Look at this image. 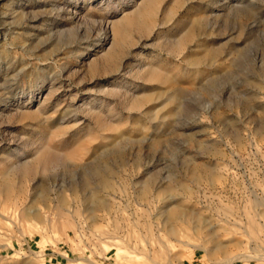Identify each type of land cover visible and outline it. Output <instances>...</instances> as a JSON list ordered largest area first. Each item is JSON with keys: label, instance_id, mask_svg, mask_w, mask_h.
Wrapping results in <instances>:
<instances>
[{"label": "rangeland", "instance_id": "374dc122", "mask_svg": "<svg viewBox=\"0 0 264 264\" xmlns=\"http://www.w3.org/2000/svg\"><path fill=\"white\" fill-rule=\"evenodd\" d=\"M262 69L264 0H0V264H264Z\"/></svg>", "mask_w": 264, "mask_h": 264}, {"label": "bare ground", "instance_id": "6f19581e", "mask_svg": "<svg viewBox=\"0 0 264 264\" xmlns=\"http://www.w3.org/2000/svg\"><path fill=\"white\" fill-rule=\"evenodd\" d=\"M236 12L237 14L239 13V12H242L243 10L242 9H235V10H233V12ZM131 20V18L130 19H128V18H125L124 19V21H123V23H121V24H123V25H125V23L127 24V23H130L129 21ZM121 24H119V25H117V24H113V25H111L110 26V30L109 31H107L106 30V32H105V36H104V38H103V40H102V42H96L95 43V48H101V47H103L104 45H105V42L106 41H108L109 40V38H107L106 36H107V34H109V32L111 33V32H115V31H117V27L118 26H120ZM139 25V29L141 30V31H143L144 32V30H146L147 28H148V25L145 23V22H143V21H140L139 23H138ZM128 25V24H127ZM126 27V26H125ZM233 32V31H232ZM112 33V34H113ZM118 33V32H117ZM64 44V43H63ZM95 48H88V52L86 53V55L91 51V50H94ZM240 55H243V51H239V56ZM111 56H112V51H111V53L109 52V53H107L106 55H105V58L106 59H109V58H111ZM114 57V56H113ZM262 75H264V69H262ZM180 94H181V91L180 90H175V91H173V92H171L170 94H168L167 95V97L165 98V101H172V102H174V101H176V99L180 96ZM260 129L262 130V131H264V125H262V126H260ZM187 160V162L186 163H188V164H191L192 163V161L191 160H189V159H186ZM187 164V165H188ZM21 167H18V169L17 170H19ZM113 169L111 168V166L110 165H108V164H106L105 163V165L104 166H100V165H96V167L95 168H93V170H92V172L91 173H89L90 175H88V174H86L83 178H82V181H81V184H79L80 186H78V187H80V188H82L81 190H86V192L88 193V198L91 200V201H93V202H95L97 205H99V206H101L100 204H102V202H101V200L100 199H98L97 197H96V194H97V189H102V190H105V189H109V188H111V182H110V176H111V174H113ZM197 178H198V176H197ZM95 180V183L93 182ZM93 183L95 184L94 186H93ZM175 183V184H174ZM165 184V182L163 181V180H161V181H159L158 182V186L156 187L157 189L158 188H160V187H162L163 185ZM174 184V185H173ZM179 186L178 188H181V189H183V190H186L187 188H186V186H184L182 183H179V182H177V181H170V182H168L164 187H162V191L161 192H163V193H165V192H170L171 191V189H174L175 187L174 186ZM145 191H146V186H144L143 188H142V194H145ZM166 200L165 201H167V203H168V205L169 206H171L172 205V203H176V207H172V208H170L169 210H167L166 212H165V217H164V219H165V221H167V222H171V221H173V220H175V219H178V218H181V216H183L184 214H183V211H181L179 208H177V205L179 204V203H181V201H173L174 199H173V197H166L165 198ZM98 206V207H99ZM186 216V215H185ZM186 217H188V216H186ZM198 220H199V222L201 223V224H203V225H205V220H203L202 218H198ZM214 235V232L213 231H210L209 232V237H211L212 238V236ZM239 245V244H238ZM229 245L228 244H226V245H223V244H217L216 246H215V248L217 249V250H220V251H226V249H228L227 247H228ZM235 246H237L236 244H235ZM230 247V246H229ZM253 250V249H252ZM252 255H249V254H242V255H239L238 257L236 256V257H234V258H229L228 260H226V261H228V263H230V262H232V261H234V260H237V259H246V258H250ZM258 257H260V258H264V256H263V254H259V255H257Z\"/></svg>", "mask_w": 264, "mask_h": 264}]
</instances>
